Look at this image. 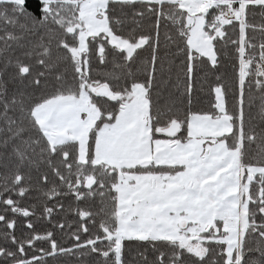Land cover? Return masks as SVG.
Returning <instances> with one entry per match:
<instances>
[{
    "label": "snow or ice",
    "instance_id": "obj_1",
    "mask_svg": "<svg viewBox=\"0 0 264 264\" xmlns=\"http://www.w3.org/2000/svg\"><path fill=\"white\" fill-rule=\"evenodd\" d=\"M0 264H264V0H0Z\"/></svg>",
    "mask_w": 264,
    "mask_h": 264
},
{
    "label": "trees",
    "instance_id": "obj_2",
    "mask_svg": "<svg viewBox=\"0 0 264 264\" xmlns=\"http://www.w3.org/2000/svg\"><path fill=\"white\" fill-rule=\"evenodd\" d=\"M221 71H227L231 74L232 69L230 65H227L225 68L221 69ZM196 96L198 102L194 104V110H207L210 103L214 101V95L209 92L207 85H205L203 91L197 92Z\"/></svg>",
    "mask_w": 264,
    "mask_h": 264
}]
</instances>
